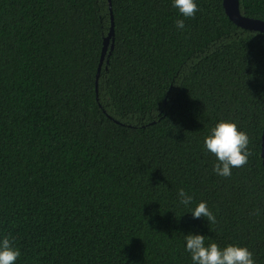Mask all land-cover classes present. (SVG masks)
I'll list each match as a JSON object with an SVG mask.
<instances>
[{"label":"trees","instance_id":"16d2710c","mask_svg":"<svg viewBox=\"0 0 264 264\" xmlns=\"http://www.w3.org/2000/svg\"><path fill=\"white\" fill-rule=\"evenodd\" d=\"M195 2L181 30L173 0H0V240L16 264H193L188 234L264 264V33ZM240 10L264 21V0ZM221 121L252 152L229 178L204 148ZM200 202L216 224L193 218Z\"/></svg>","mask_w":264,"mask_h":264},{"label":"clouds","instance_id":"9594fccd","mask_svg":"<svg viewBox=\"0 0 264 264\" xmlns=\"http://www.w3.org/2000/svg\"><path fill=\"white\" fill-rule=\"evenodd\" d=\"M173 7L178 9L184 19L176 20L178 29H185V19H194L199 7L195 0H173ZM250 138L240 131L237 124L221 121L211 129L204 140V148L216 157L213 171L216 175L229 178L232 169H240L248 164L252 152L249 149ZM179 202L185 206L191 204L192 197L184 189L178 191ZM194 219L205 218L216 224L217 219L206 202H200L191 212ZM186 251L190 253L193 264H256L253 253L247 247L229 245L221 249L216 243L205 246V237L188 234L184 236ZM21 252L14 247L13 238L4 236L0 240V264H16Z\"/></svg>","mask_w":264,"mask_h":264},{"label":"water","instance_id":"95a60500","mask_svg":"<svg viewBox=\"0 0 264 264\" xmlns=\"http://www.w3.org/2000/svg\"><path fill=\"white\" fill-rule=\"evenodd\" d=\"M109 3H110V9H111V0H109ZM223 6H224V9H225L228 17L237 26H239L243 29H246V30L258 31V32L264 33V21L261 19H255V18L244 16L240 10V0H223ZM113 36H114V19H113V15L111 13V28H110V32H109V34H108V36L104 42V49L102 52V61L105 57V54H106V51L108 48V44H109L110 40L113 38ZM102 61H101V63H102ZM99 71H100V69H99ZM261 158H262V163H263V167H264V129H263V134H262Z\"/></svg>","mask_w":264,"mask_h":264}]
</instances>
